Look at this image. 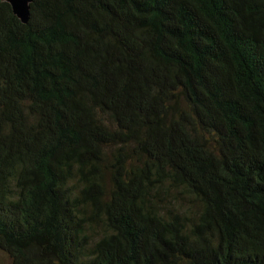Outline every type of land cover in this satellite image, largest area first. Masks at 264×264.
Listing matches in <instances>:
<instances>
[{"label": "trees", "instance_id": "16d2710c", "mask_svg": "<svg viewBox=\"0 0 264 264\" xmlns=\"http://www.w3.org/2000/svg\"><path fill=\"white\" fill-rule=\"evenodd\" d=\"M0 0L11 264H264V0Z\"/></svg>", "mask_w": 264, "mask_h": 264}, {"label": "water", "instance_id": "95a60500", "mask_svg": "<svg viewBox=\"0 0 264 264\" xmlns=\"http://www.w3.org/2000/svg\"><path fill=\"white\" fill-rule=\"evenodd\" d=\"M11 6L12 12L16 15L22 23L28 21L29 12H28V3L30 0H5Z\"/></svg>", "mask_w": 264, "mask_h": 264}, {"label": "rangeland", "instance_id": "374dc122", "mask_svg": "<svg viewBox=\"0 0 264 264\" xmlns=\"http://www.w3.org/2000/svg\"><path fill=\"white\" fill-rule=\"evenodd\" d=\"M0 264H11L10 259L2 251H0Z\"/></svg>", "mask_w": 264, "mask_h": 264}]
</instances>
